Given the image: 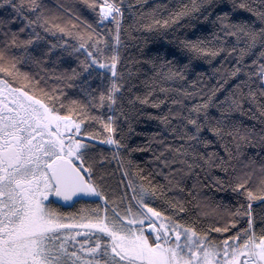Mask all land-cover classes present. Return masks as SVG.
I'll return each instance as SVG.
<instances>
[{
	"label": "snow or ice",
	"instance_id": "obj_1",
	"mask_svg": "<svg viewBox=\"0 0 264 264\" xmlns=\"http://www.w3.org/2000/svg\"><path fill=\"white\" fill-rule=\"evenodd\" d=\"M137 3L0 0V264H264V0ZM185 26L211 39H170ZM193 55L218 58L208 82ZM113 160L136 179L110 185Z\"/></svg>",
	"mask_w": 264,
	"mask_h": 264
},
{
	"label": "trees",
	"instance_id": "obj_2",
	"mask_svg": "<svg viewBox=\"0 0 264 264\" xmlns=\"http://www.w3.org/2000/svg\"><path fill=\"white\" fill-rule=\"evenodd\" d=\"M58 0H48V3L55 7V5L57 4ZM59 2H65V0H59ZM68 2H74L77 5H83V0H68ZM130 2L133 4L134 8H139V4L137 3V0H130ZM171 2H175V0H171ZM170 3V0H148V4L152 7H155L157 5H165ZM165 14L167 12V9H163ZM81 11L83 12L84 16L89 19L90 21L93 20L94 17V13H91L90 10H88L86 7H81ZM240 12H243V10H238ZM245 15H247L246 13H244ZM131 21L128 19V13L126 12L125 14V21L124 24L125 26H127V24H129ZM203 23V22H202ZM95 26V25H94ZM114 25L109 23V22H103L100 23L98 30L101 32H105L106 29H111L113 28ZM211 31H213L210 27H206L205 29H193V28H189V27H178L176 29L175 32H172L170 34V39L179 36L180 39H184L185 37L189 38V39H196V38H200L202 40H210L211 39ZM136 34V33H134ZM122 38H124L122 36ZM126 42L130 45L128 52H135V49L131 47V44L134 43L133 41L126 40ZM160 44H164L165 46L171 48L172 45H168L166 41H164L162 38L158 39L156 41V47H159ZM150 47L152 46L151 44L149 45ZM125 55L127 56V52L125 53ZM192 59L193 62V66L196 68V71L199 73H203V79L205 80V82H208V77L209 75L212 73L213 69L216 67H219V61L218 58H206L205 56L201 55V56H195L193 55L192 57H190ZM77 63L76 61V57L75 56H66L64 58V62H63V67H74L75 64ZM107 74V73H106ZM194 78V77H193ZM99 83V79H97L94 83H93V87L96 86V84ZM74 90L69 89L68 93L71 96L73 94ZM148 111H157L155 109L152 108H148ZM212 111L215 113L216 109H212ZM236 119H242L244 120L245 123H257L256 121L251 119V116L248 117H242L240 116L238 113L234 114ZM97 128L99 126H96ZM92 130V129H89ZM158 127H157V122L155 121H148L145 118H142L141 121L136 125V132L138 134H134L130 143L132 145H139L141 148H143L145 146V142L147 141V139L149 138L147 135H144L145 133H152L155 131H158ZM98 135L101 136L100 139L97 140H93L91 141L95 147V150L97 153H103L104 155H109L110 153H112L114 151V146L113 145H109L106 144L103 140V133H97ZM151 152L150 151H137L135 153H133V159L139 163L140 167L145 168V169H149L151 168ZM107 170L109 172H112L113 174L110 177H106L107 182L112 185L113 187H116L117 185V181L118 180H128V179H133L135 180L136 177L135 175L131 176V177H121L120 175V169L116 166V162L115 160L112 161V163L110 165H108ZM135 171V169L133 168V172ZM158 179H160L158 177ZM119 188L121 190H124L125 186L124 184H120ZM127 193L131 194L132 189L131 188H127L126 189ZM205 194L210 197L209 203L212 205L215 204H223V205H228V204H235L236 203V196L232 193L230 188H225L224 190H220L219 188H208V189H204ZM206 211L210 212V215L206 218H204V222L205 224H207L209 221L216 219L217 217L215 216V213L212 211L211 208L205 209ZM196 210H193V214L195 213Z\"/></svg>",
	"mask_w": 264,
	"mask_h": 264
}]
</instances>
